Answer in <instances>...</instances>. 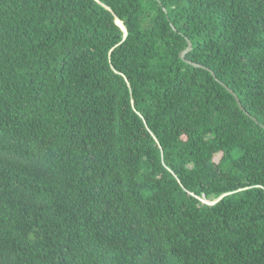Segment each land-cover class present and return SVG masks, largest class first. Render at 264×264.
<instances>
[{"label": "trees", "instance_id": "1", "mask_svg": "<svg viewBox=\"0 0 264 264\" xmlns=\"http://www.w3.org/2000/svg\"><path fill=\"white\" fill-rule=\"evenodd\" d=\"M0 264H264V0H0Z\"/></svg>", "mask_w": 264, "mask_h": 264}, {"label": "water", "instance_id": "2", "mask_svg": "<svg viewBox=\"0 0 264 264\" xmlns=\"http://www.w3.org/2000/svg\"><path fill=\"white\" fill-rule=\"evenodd\" d=\"M191 49H192V44H191V42L187 39V47H186L183 51H181V52L179 53L180 58H181L182 60L186 61L187 63L193 65L194 67H202V68H204V69L209 70L207 67H205V66H203V65H201V64H199V63L191 62L190 60L185 59V55H186V53L189 52ZM211 74L214 76L215 79H217L216 76L214 75V73H213L212 71H211ZM221 84H222L225 88H227V90H228V91H229V92L235 97V99H236V101H237V103H238L239 108H240L241 110H243V107H242V105H241V103H240L238 97L236 96V94H235L230 88H228L225 84H223V83H221ZM247 114H248V113H247ZM253 119H254V118H253Z\"/></svg>", "mask_w": 264, "mask_h": 264}]
</instances>
